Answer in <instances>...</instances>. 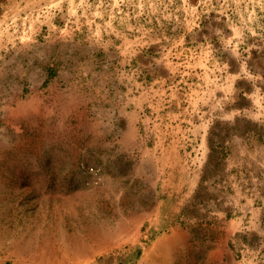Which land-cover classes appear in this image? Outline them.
<instances>
[{
	"label": "rangeland",
	"instance_id": "374dc122",
	"mask_svg": "<svg viewBox=\"0 0 264 264\" xmlns=\"http://www.w3.org/2000/svg\"><path fill=\"white\" fill-rule=\"evenodd\" d=\"M0 264H264V0H0Z\"/></svg>",
	"mask_w": 264,
	"mask_h": 264
}]
</instances>
